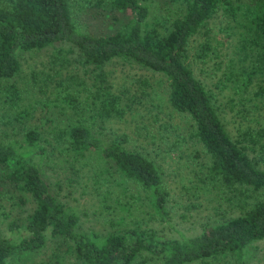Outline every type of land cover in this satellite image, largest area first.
I'll list each match as a JSON object with an SVG mask.
<instances>
[{"label":"trees","instance_id":"obj_1","mask_svg":"<svg viewBox=\"0 0 264 264\" xmlns=\"http://www.w3.org/2000/svg\"><path fill=\"white\" fill-rule=\"evenodd\" d=\"M155 1L163 17L150 21L143 0H0V217L10 216V201V229L28 232L19 242L0 234V264H249L257 255L252 248L264 240V0ZM220 11L228 18L223 38L210 26ZM50 47L58 68L44 87L54 82L55 98L32 101L15 78L24 54ZM75 51L90 79L65 76ZM115 59L164 77L162 94L145 88L138 99L186 118L184 132L169 124L156 134L166 153L189 161L191 186L184 181L183 189L217 194L237 215L183 238L151 225H173L171 191L158 161L130 148L127 133L114 127L134 109L109 83L106 67ZM197 68L210 73L209 84ZM223 99L237 118L231 130ZM82 172H92L96 195L110 185L98 208L115 215L114 230H83L77 210L61 200L65 181L53 175L75 188Z\"/></svg>","mask_w":264,"mask_h":264},{"label":"rangeland","instance_id":"obj_2","mask_svg":"<svg viewBox=\"0 0 264 264\" xmlns=\"http://www.w3.org/2000/svg\"><path fill=\"white\" fill-rule=\"evenodd\" d=\"M145 3L151 5L150 21L155 16L162 18L163 12L160 11L159 5L155 0H143ZM228 23V18L220 11L210 21V26L213 30L218 32V37H221V32ZM64 47L69 48L67 44ZM54 48L50 47L41 52L26 53L23 55V72L17 76L15 80L24 88V95L28 96L32 101L34 100H47L54 99L55 95L52 93L55 87L54 82H48V88L44 87V83L49 75L54 73V70L58 68L52 61L54 56ZM76 50V49H75ZM68 57L72 60L71 65L65 70V76H71L73 74L82 76L81 78L90 79L84 73V67L80 66V63L76 60L77 53H71ZM208 69V67H205ZM106 70L108 72L109 83L112 85V90L119 95L122 94L125 102L127 98L132 102L134 107L132 111H127L123 122L115 123L114 127L125 131L129 137V147L140 150L148 156L155 158L161 165L169 189L171 191L169 208L173 215V225L161 223L160 221L151 222L158 231L167 234L169 237H190L200 234L203 229L208 225H215L226 220V217L235 216L238 214V209H235L228 201L220 198L217 194H205L202 193L200 197H194L191 195V191L183 189L184 181L187 186H191V182L188 181V177L191 174H187L190 168H187L189 161L185 157L172 156L165 152V141L158 138L156 135L160 128L169 126L171 124L180 132H184L187 127L186 118L175 110L172 111L170 107L165 108V111L160 112L155 105H152L149 100L148 105L139 102L138 96H140L143 90L146 88L149 92H155L162 94L164 88V77L156 72L145 69L136 63L125 62L121 59H115L110 62ZM210 72L213 73V67L210 65ZM198 75H201L206 83L211 82L212 77H209L210 73H204V76L199 72V68L196 70ZM74 76V75H73ZM79 78H76L78 80ZM92 80V78H91ZM148 85H143L145 82ZM45 92L40 93V90ZM217 92H219L217 90ZM226 103V104H225ZM221 104L226 108L225 122L229 129L236 126V116L234 111H231L230 105H228V99H223ZM1 106V105H0ZM228 106V107H226ZM58 107L53 110L55 117L60 114ZM132 112H136L134 115ZM223 115V112H222ZM136 125H141L142 129H137ZM109 132V131H106ZM139 132V134L137 133ZM169 135H172L171 130H167ZM156 135V136H154ZM88 171V170H87ZM61 173V172H60ZM70 174V172H68ZM92 172H82L78 181L81 185H77L75 188H71L67 185L68 182L64 176L57 177L53 175V180L58 184L61 179V200L70 208L77 210L81 217V228L83 230H96L103 233L112 231L115 229V224L110 223V218L115 217L114 214L104 210L102 213L98 206L100 204L99 194L103 193L108 184H104L99 190V194L96 195V189L91 181L90 176ZM67 175V174H66ZM77 177V176H76ZM88 184L86 189L83 185ZM63 190V191H62ZM185 192V193H184ZM5 208H7L10 216L8 218L0 217V234L5 237L11 238L14 242H19L21 239L28 235V232L24 228H18L11 230L9 226V219L13 218L15 210L11 208L10 201H5ZM14 220V218H13ZM50 240V231L46 233ZM50 242V241H49ZM252 250L257 252V255L251 259L249 264H264V240L254 244ZM51 249H44V251L37 257V261L41 260L43 256L49 253Z\"/></svg>","mask_w":264,"mask_h":264}]
</instances>
